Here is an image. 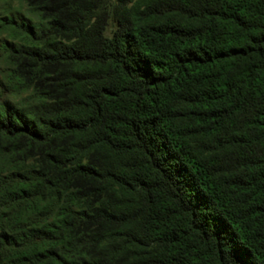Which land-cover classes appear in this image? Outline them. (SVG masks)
Here are the masks:
<instances>
[{"label": "trees", "instance_id": "16d2710c", "mask_svg": "<svg viewBox=\"0 0 264 264\" xmlns=\"http://www.w3.org/2000/svg\"><path fill=\"white\" fill-rule=\"evenodd\" d=\"M0 1V264H264V0Z\"/></svg>", "mask_w": 264, "mask_h": 264}, {"label": "rangeland", "instance_id": "374dc122", "mask_svg": "<svg viewBox=\"0 0 264 264\" xmlns=\"http://www.w3.org/2000/svg\"><path fill=\"white\" fill-rule=\"evenodd\" d=\"M13 7H14V9H18V5H16V4H14L13 5ZM4 4H3V2L2 1H0V14H2V12L4 11ZM1 38V37H0Z\"/></svg>", "mask_w": 264, "mask_h": 264}]
</instances>
